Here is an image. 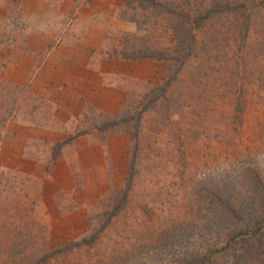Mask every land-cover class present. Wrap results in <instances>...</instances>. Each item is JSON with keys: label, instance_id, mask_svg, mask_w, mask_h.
Returning a JSON list of instances; mask_svg holds the SVG:
<instances>
[{"label": "rangeland", "instance_id": "374dc122", "mask_svg": "<svg viewBox=\"0 0 264 264\" xmlns=\"http://www.w3.org/2000/svg\"><path fill=\"white\" fill-rule=\"evenodd\" d=\"M126 2L0 0V264H264V0Z\"/></svg>", "mask_w": 264, "mask_h": 264}, {"label": "trees", "instance_id": "16d2710c", "mask_svg": "<svg viewBox=\"0 0 264 264\" xmlns=\"http://www.w3.org/2000/svg\"><path fill=\"white\" fill-rule=\"evenodd\" d=\"M127 5H130L133 8H140L141 10H148V11H158L160 13V15H162V13L164 12V10H167L168 12H164L167 13L170 16H179V17H183L185 19L186 15H189V13H186L185 9H178L179 11H175L173 8H171V6L176 7V2L174 3V0H127L126 2ZM192 26H190L189 24H180L179 26L176 25L175 30L178 31L180 34L181 33H190L193 31H191ZM191 38H195V35H191ZM185 42V41H184ZM187 47V45H185ZM192 50V46H188L187 48H185L184 50L187 51L188 54L191 53ZM124 58L127 59H140V58H156V59H164L167 58V55L164 54V51L160 50V49H146L145 52H141V53H136L133 52L129 55H126ZM119 123V119L118 122L117 120H111L109 122H106V124H104L105 126L103 127V129H111L112 127H115V125H117ZM72 139L66 140L63 143H61L59 145V150L62 149V147L64 145H66L67 143H69ZM130 185V184H128ZM264 219V218H263ZM261 219V220H263Z\"/></svg>", "mask_w": 264, "mask_h": 264}]
</instances>
